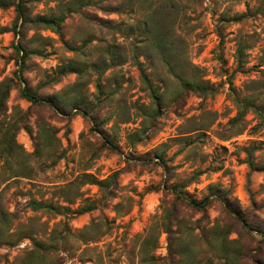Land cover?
Masks as SVG:
<instances>
[{
	"label": "rangeland",
	"instance_id": "1",
	"mask_svg": "<svg viewBox=\"0 0 264 264\" xmlns=\"http://www.w3.org/2000/svg\"><path fill=\"white\" fill-rule=\"evenodd\" d=\"M82 1L16 0L30 19L64 14L62 36L22 23L16 5L0 8V82H14L6 113L27 117L17 135L27 167L0 176V206L10 213L9 222L0 220V264H22L34 238L55 248L30 264H183V249L217 260L223 245L242 253L240 264H264V0ZM147 5L174 22L175 69L206 81L207 92L182 87L151 44L130 34ZM17 44L29 51L23 63ZM24 80L61 108L24 98ZM247 99L259 114L243 108ZM40 122L56 127L60 142L36 154ZM7 169L0 160V172ZM90 178L110 182L100 188ZM173 185L198 202L210 193L221 198L204 211L178 199ZM30 199L71 210L34 211ZM84 206L91 210L76 212Z\"/></svg>",
	"mask_w": 264,
	"mask_h": 264
},
{
	"label": "trees",
	"instance_id": "2",
	"mask_svg": "<svg viewBox=\"0 0 264 264\" xmlns=\"http://www.w3.org/2000/svg\"><path fill=\"white\" fill-rule=\"evenodd\" d=\"M90 0L82 1L83 4H90ZM11 5H16V9L18 12V20H22V23L27 22H36L39 26H41L43 29H51L53 31H56L62 36V28H63V22L66 19V16L64 14L59 15H38L35 19H30V17L26 16L22 4L16 3V0H0V8H6ZM118 7H116L117 9ZM114 10V9H110ZM145 16L143 19L139 21L138 26H135L134 24H131L128 26V31L130 34L136 35V37H140L143 40V43L149 42L152 46V49L159 53L161 57H163V61L167 64L169 67L170 73L175 75V78L178 79L182 87L189 89L194 92H198L200 94H203L207 92L208 85L206 84V81L204 80H198L194 81L191 78L186 77L184 74H182L181 71L175 69V65H173V61L169 59V54L172 53V50L176 45V33L175 28L172 26V20L169 17H161L160 13L163 9L161 8H153L151 5H147L145 7ZM117 11V10H114ZM157 16H160L161 19H158ZM244 14L239 15L235 17L236 20H241L243 18ZM164 21H170L171 23H164ZM18 22V21H17ZM17 26V24H16ZM121 29V26L119 28ZM3 32V29L0 28V33ZM68 45V43H66ZM69 46V45H68ZM173 46V48H172ZM166 50H163V49ZM15 49L21 54L20 60L21 63L25 61V58L28 56L29 51L25 49L22 45L17 44L15 45ZM151 49V50H152ZM150 50V51H151ZM169 51V52H168ZM238 52L241 54V56H244L245 50L240 48ZM106 57L109 58V60H115L117 57V53H115L111 49L106 50ZM134 60L141 66L143 62L139 61V54L134 55ZM175 60V58H174ZM21 68H24L23 66ZM70 68V67H68ZM60 72L62 70V74L64 75L67 72L66 66L60 65L59 66ZM71 70H68V72ZM21 72V71H20ZM142 76L144 77V80H148V77L146 76V73L141 69ZM19 77H22V75H19ZM23 81V79L21 78ZM25 85L24 87H21V95L26 98L27 100L31 101L35 104H48L50 107L53 108H61V104L57 103V99L55 96H41L38 92L31 89L30 84L24 80ZM14 82L13 81H1L0 82V160L4 161V165L7 166L6 171H1L0 176L5 177L4 179H8L11 177H15L18 175H23L21 173V168L24 170L26 169L27 165L24 160V157L26 155L25 149L23 146L18 142L17 135L20 132L21 129L25 128L26 125V114L25 112H22L21 109H16L12 114H7V101L8 97L11 91V88L13 87ZM41 101L43 103H41ZM239 100L238 102H240ZM241 104V103H240ZM243 108L246 107L252 108L253 111L259 114V109L256 108V102L253 99H247L243 102ZM243 115V111H241L238 115V117H241ZM99 134L105 139L103 144L109 149L114 148V145L110 141L108 135L100 128L96 129ZM33 132V131H32ZM57 129L56 127L52 126L51 124H48L46 122H40L37 126V132L35 135L36 140V154L40 152L44 146L48 147H57L60 139L57 136ZM160 162L164 167H167L166 163L163 162L160 159ZM119 172L116 171L111 175V178L117 180ZM90 183L97 184L101 187L108 186V183L110 182L109 179L106 180H97L90 178L88 179ZM117 184V183H115ZM116 187L112 188L111 190H108L107 196L113 198L116 194ZM171 190L173 193L176 194L177 198L186 201L192 206L200 207L204 211L206 210V206L211 204L215 198H221L216 195V193H210L207 195L202 201L198 202L195 199L189 198L187 195L188 193L185 192L183 189H181L180 185H173L171 187ZM214 196V197H213ZM29 206L34 211H49V212H55L58 214H64L66 211H70V207H65L61 205H56L52 202H45V201H38L36 199H30L29 200ZM225 207L227 211L234 215L237 219H239L243 224L245 225V228H248L252 230V224L247 221L245 216L242 212L234 209V207L231 205L230 202L225 201ZM63 208V210L61 209ZM91 210V207L84 206L78 209L76 212L80 214H84L86 212H89ZM0 220L2 222H9L10 216L7 211H4L1 209L0 206ZM170 216L164 217V221L169 219ZM167 224V223H166ZM219 227V226H218ZM216 227V228H218ZM262 239L264 240V232ZM7 240V239H5ZM8 241V240H7ZM54 245L52 243L47 244L44 241L38 240L34 238V247L28 252L24 260L21 262L22 264H30L33 259H40L43 260L47 255H49L53 249ZM223 252L221 255H219L217 260L215 259H202L198 258L197 254L188 252L186 249H183L180 251V253L183 256V264H240V257L242 253H237L236 250L230 251L226 246H222ZM142 252L147 253L150 252V244L146 241L145 245L142 247Z\"/></svg>",
	"mask_w": 264,
	"mask_h": 264
}]
</instances>
